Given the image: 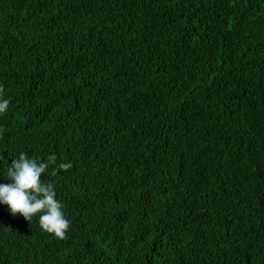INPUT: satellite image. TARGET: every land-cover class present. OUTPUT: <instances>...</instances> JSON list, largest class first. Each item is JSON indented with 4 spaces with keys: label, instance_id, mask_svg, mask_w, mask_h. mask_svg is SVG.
<instances>
[{
    "label": "trees",
    "instance_id": "16d2710c",
    "mask_svg": "<svg viewBox=\"0 0 264 264\" xmlns=\"http://www.w3.org/2000/svg\"><path fill=\"white\" fill-rule=\"evenodd\" d=\"M0 94V182L72 163L0 264H264V0H0Z\"/></svg>",
    "mask_w": 264,
    "mask_h": 264
},
{
    "label": "clouds",
    "instance_id": "9594fccd",
    "mask_svg": "<svg viewBox=\"0 0 264 264\" xmlns=\"http://www.w3.org/2000/svg\"><path fill=\"white\" fill-rule=\"evenodd\" d=\"M9 103L0 94V114L8 110ZM50 166H53L52 174L55 175L58 171L70 169L72 163L60 162L57 165L54 156L43 161L20 152L6 168V182H0V204L6 205L13 216L19 213L27 221L38 214L43 231L57 239H65L70 222L65 216L64 205L57 199L54 183L42 179Z\"/></svg>",
    "mask_w": 264,
    "mask_h": 264
}]
</instances>
